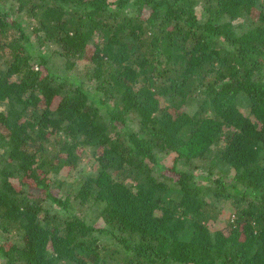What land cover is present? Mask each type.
I'll list each match as a JSON object with an SVG mask.
<instances>
[{"label": "trees", "instance_id": "obj_1", "mask_svg": "<svg viewBox=\"0 0 264 264\" xmlns=\"http://www.w3.org/2000/svg\"><path fill=\"white\" fill-rule=\"evenodd\" d=\"M0 264H264V0H0Z\"/></svg>", "mask_w": 264, "mask_h": 264}, {"label": "rangeland", "instance_id": "obj_2", "mask_svg": "<svg viewBox=\"0 0 264 264\" xmlns=\"http://www.w3.org/2000/svg\"><path fill=\"white\" fill-rule=\"evenodd\" d=\"M223 222L221 221V224H222Z\"/></svg>", "mask_w": 264, "mask_h": 264}]
</instances>
